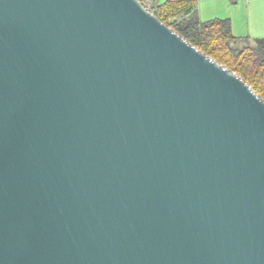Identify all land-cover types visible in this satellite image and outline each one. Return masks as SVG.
I'll return each mask as SVG.
<instances>
[{
    "label": "water",
    "instance_id": "water-1",
    "mask_svg": "<svg viewBox=\"0 0 264 264\" xmlns=\"http://www.w3.org/2000/svg\"><path fill=\"white\" fill-rule=\"evenodd\" d=\"M0 264H264V99L141 0H0Z\"/></svg>",
    "mask_w": 264,
    "mask_h": 264
},
{
    "label": "trees",
    "instance_id": "trees-1",
    "mask_svg": "<svg viewBox=\"0 0 264 264\" xmlns=\"http://www.w3.org/2000/svg\"><path fill=\"white\" fill-rule=\"evenodd\" d=\"M163 23L241 76L264 99V38L236 37L229 19L202 21L198 0H141Z\"/></svg>",
    "mask_w": 264,
    "mask_h": 264
},
{
    "label": "crops",
    "instance_id": "crops-1",
    "mask_svg": "<svg viewBox=\"0 0 264 264\" xmlns=\"http://www.w3.org/2000/svg\"><path fill=\"white\" fill-rule=\"evenodd\" d=\"M196 9L202 21L229 19L236 37L264 38V0H198Z\"/></svg>",
    "mask_w": 264,
    "mask_h": 264
},
{
    "label": "rangeland",
    "instance_id": "rangeland-1",
    "mask_svg": "<svg viewBox=\"0 0 264 264\" xmlns=\"http://www.w3.org/2000/svg\"><path fill=\"white\" fill-rule=\"evenodd\" d=\"M162 1H166V0H162Z\"/></svg>",
    "mask_w": 264,
    "mask_h": 264
}]
</instances>
